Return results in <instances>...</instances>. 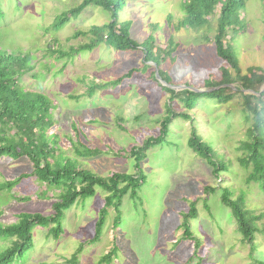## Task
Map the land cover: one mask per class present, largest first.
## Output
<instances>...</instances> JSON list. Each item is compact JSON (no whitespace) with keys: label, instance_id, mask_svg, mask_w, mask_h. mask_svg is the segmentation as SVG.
Returning a JSON list of instances; mask_svg holds the SVG:
<instances>
[{"label":"rangeland","instance_id":"rangeland-1","mask_svg":"<svg viewBox=\"0 0 264 264\" xmlns=\"http://www.w3.org/2000/svg\"><path fill=\"white\" fill-rule=\"evenodd\" d=\"M81 0H0V47L15 51H30L34 66L21 78V83L44 92L53 99L54 129L67 154L73 153L69 138H79L102 152L83 158L102 175L110 171H137L127 152L142 144L149 135H158L159 121L165 115L170 92L169 83L155 79L153 67L135 72L115 86L99 88L89 95L92 79L105 82L144 64L140 51H119L102 43L93 50L77 52L74 57L56 58L49 50L54 40L66 50L89 41L86 31L94 24H103L109 14L98 6L85 9L78 19L59 30L51 24L62 11ZM179 0H131L122 10L123 18L134 21L133 36L140 42L154 32L156 43H167L170 36L178 44L175 59L162 63L169 70L174 85L206 89L204 79H221L220 67L228 64L217 56L211 40L201 30L177 29L167 26V17L181 15ZM133 2V3H132ZM246 28L230 34L243 69L264 68V4L262 0H247ZM151 21V24H150ZM217 22L212 20V38ZM151 25V26H150ZM46 27L49 29L47 30ZM157 71V66H154ZM191 85L188 86L187 83ZM184 87V88H185ZM76 96V97H73ZM177 111L186 107L173 100ZM242 97L220 102L215 97L200 96L187 112L191 118L176 117L169 126L167 140L153 146L142 162L147 181L139 198L123 197L121 224L115 228V208L109 207L103 233L96 234V221L105 205L106 191L97 188L96 195L79 199L63 218L64 231L59 238L50 233V226L34 229V247L14 264H71L69 258L78 253L79 264H260L264 261V192L256 182H248V171L238 159L239 149L247 136L248 120L242 113ZM76 126V128L74 127ZM214 150L216 159L225 161L228 170L219 174L207 160L189 146L192 129ZM33 171L27 157H0V181ZM206 186L215 187L207 193ZM230 187L233 197L243 192L248 208L262 217L257 221L256 251L242 239L231 209L221 199L222 188ZM42 187L35 176L24 177L12 192L0 191V222L16 223L22 211L51 213L58 191L49 190L52 198L37 197ZM31 195V200H21ZM207 198L206 207L205 200ZM191 201H196L198 216L191 219L194 239L184 235L183 222ZM0 244L4 241L0 240ZM113 252L110 263L100 262L103 254ZM4 249V248H3ZM1 249V250H3Z\"/></svg>","mask_w":264,"mask_h":264},{"label":"trees","instance_id":"trees-1","mask_svg":"<svg viewBox=\"0 0 264 264\" xmlns=\"http://www.w3.org/2000/svg\"><path fill=\"white\" fill-rule=\"evenodd\" d=\"M130 1L81 0L73 7L59 13L51 24L52 29L59 30L71 20L78 19L87 7L98 6L109 14V19L103 24H94L86 31L75 32V36L89 33L88 42L66 50L59 47V42L55 39L53 46H49L48 50L56 55V58H68L74 57L77 52L93 50L105 43L119 51H140L144 54L142 67L135 66L125 74L105 82L92 79L88 88L89 95H93L99 88L119 85L124 79L132 78L135 72L147 71L151 67L154 68L152 75L157 79L155 65L161 78L169 84H174L169 70L162 66L165 61L170 62L176 58L178 44L174 41V36H170L167 43L157 44L154 32L161 27V23L156 21L153 25H158L153 26L152 33L142 42L138 41L133 36V19H122V10L127 4L132 5ZM246 2L247 0H179L182 14L176 19H173L172 14L168 15L167 26L169 25L170 29L185 28L195 31L207 27L203 38L213 42L217 56L224 60L228 67H220L222 76L220 80L212 76L204 79L203 84L206 89L218 87L216 89L201 92L186 87L175 89L164 85L171 96L166 102L167 115L159 120L160 133L147 136L142 144L132 146L127 152L133 159L137 170L135 172L112 170L107 175L100 174L83 158L98 154L102 152L101 149L87 146L78 135L77 140L69 138L73 153L67 154L60 141V134L54 129L53 99L44 92L28 88L21 83V78L34 67L31 64L32 53L0 47V157L7 156L14 159L27 157L33 164L32 172L0 181V191L12 192L24 177L35 176L42 187L40 193L36 194L38 198L41 196L49 198L48 191L51 189L59 192L56 200L53 201L51 213L22 211L18 213V222H0V240L4 241V244H0V264H14L34 247L36 227L52 225L49 229L50 233L55 238H59L64 231L63 218L66 211L79 199L86 200L95 196L98 187L106 191L105 205L100 210L96 221V234L92 240L98 239L103 233L109 207L115 208L114 226L118 227L123 217L121 209L123 197L129 194L131 198L138 199L141 188L147 181L142 162L147 158L149 149L167 140L169 126L174 118H191L187 111L194 107L200 96L215 97L220 102L230 101L236 95L242 97V113L245 120H248L249 126L247 136L239 145L244 155L239 157L238 161L244 170L248 171L246 180L249 183L256 182L264 192V68L249 66L243 69L234 43L236 36L230 34L231 31L237 33L248 27L244 12ZM262 2L264 4V0ZM214 18L217 24L215 34L211 38L209 31L213 28ZM227 84H233L235 87ZM187 85L191 84L188 82ZM176 99L183 101L185 111H177L173 106V100ZM188 143L208 161L215 174L228 170L229 166H226L225 161L216 159L214 148L202 139L195 128L192 129ZM205 190L209 193L215 191V187L206 186ZM17 198L25 201L31 200L33 196H17ZM221 199L231 209L242 239L250 245L253 254L257 249L258 233L261 232L257 221L262 216L256 215L248 208L243 192L240 196L233 197L232 189L225 186L222 188ZM196 204V201H191V207L185 213L182 226L183 236L187 239H194L191 219L198 216ZM205 205L209 207L207 198ZM116 250L118 248L115 246L110 252L103 254L100 262L110 263L112 254ZM77 254L73 253L69 258L71 264H79ZM258 262L264 264L263 260Z\"/></svg>","mask_w":264,"mask_h":264},{"label":"water","instance_id":"water-1","mask_svg":"<svg viewBox=\"0 0 264 264\" xmlns=\"http://www.w3.org/2000/svg\"><path fill=\"white\" fill-rule=\"evenodd\" d=\"M156 76H157L158 78H160V80H161L162 82H165V81L161 78V76H160L158 70L156 71ZM165 83H167V82H165ZM224 85H226V84H224ZM227 85L232 86V87H235L233 84H227ZM168 86H170V87H172V88H175V89H181V88H184V87H185V86H182V85H174V84H169ZM192 88H193L194 90H196V91H201V92H203V91H206V90L216 89V88H218V87H212V88H207V89L196 88V87H192Z\"/></svg>","mask_w":264,"mask_h":264}]
</instances>
